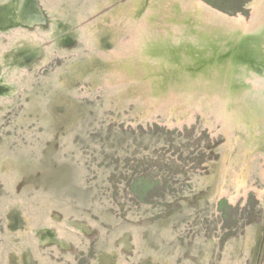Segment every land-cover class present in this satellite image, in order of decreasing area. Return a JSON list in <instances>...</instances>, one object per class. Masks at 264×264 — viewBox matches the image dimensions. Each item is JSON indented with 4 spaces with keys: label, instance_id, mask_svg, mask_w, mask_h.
Returning <instances> with one entry per match:
<instances>
[{
    "label": "water",
    "instance_id": "obj_1",
    "mask_svg": "<svg viewBox=\"0 0 264 264\" xmlns=\"http://www.w3.org/2000/svg\"><path fill=\"white\" fill-rule=\"evenodd\" d=\"M210 1L0 0V264H264V0Z\"/></svg>",
    "mask_w": 264,
    "mask_h": 264
},
{
    "label": "rangeland",
    "instance_id": "obj_2",
    "mask_svg": "<svg viewBox=\"0 0 264 264\" xmlns=\"http://www.w3.org/2000/svg\"><path fill=\"white\" fill-rule=\"evenodd\" d=\"M127 189L139 201L146 204H154L152 195H160L161 182L152 172H144L128 180Z\"/></svg>",
    "mask_w": 264,
    "mask_h": 264
},
{
    "label": "trees",
    "instance_id": "obj_3",
    "mask_svg": "<svg viewBox=\"0 0 264 264\" xmlns=\"http://www.w3.org/2000/svg\"><path fill=\"white\" fill-rule=\"evenodd\" d=\"M206 1H208V2L211 3V4H215L214 2H212V1H210V0H206ZM240 1H241V0H240ZM218 7H220V6H218ZM220 8H221V7H220ZM224 10H226V11H228V10L231 11L230 9H224ZM223 202H224L223 200H220V201H219L220 204H222ZM220 204H219V205H220Z\"/></svg>",
    "mask_w": 264,
    "mask_h": 264
}]
</instances>
